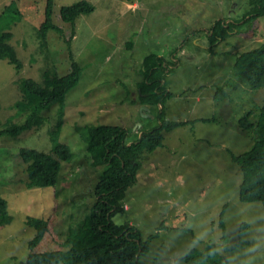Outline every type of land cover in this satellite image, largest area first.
Wrapping results in <instances>:
<instances>
[{"label": "rangeland", "instance_id": "374dc122", "mask_svg": "<svg viewBox=\"0 0 264 264\" xmlns=\"http://www.w3.org/2000/svg\"><path fill=\"white\" fill-rule=\"evenodd\" d=\"M79 1L55 0L54 22L69 30L70 23L59 19L61 8ZM86 1L94 11L78 18L71 47L82 66L80 82L64 102L43 112L40 127L18 137H0V194L13 217L0 229V264L26 259L29 241L36 235L27 224L29 216L45 219L56 208L55 230L64 242L90 215L97 200L94 187L104 167H91L85 156L87 128L119 125L133 142L136 132L159 124L158 109L143 106L139 92L142 61L151 53L163 56L169 67L165 81L172 97L164 103L165 119L187 124L163 131V145L142 155L136 181L122 202L124 210L113 222L129 223L144 240L157 236L141 264H186L181 258L209 241L218 244L229 264H264V207L240 199L243 174L233 159L255 142L254 130L243 131L240 119L253 110L255 122L264 104V88L251 89L234 76L238 56L264 44V17L242 25L253 10V0ZM12 2L23 17L5 30L14 34L11 43L23 68L0 59L1 127L26 121V112L16 107L22 100L23 80L42 84L43 71L52 60L61 75L70 65L61 35L49 33L47 50L39 38L47 0H0V13ZM9 20L4 17L2 25ZM220 20L233 29L212 47L210 35ZM228 81L237 86H228ZM55 130L59 141L69 145L72 159L61 162L56 188H29L27 165L18 163L16 155L22 148L52 154ZM244 222L249 226L240 239ZM46 247L56 248L53 241Z\"/></svg>", "mask_w": 264, "mask_h": 264}, {"label": "trees", "instance_id": "16d2710c", "mask_svg": "<svg viewBox=\"0 0 264 264\" xmlns=\"http://www.w3.org/2000/svg\"><path fill=\"white\" fill-rule=\"evenodd\" d=\"M54 3L55 0H47L45 18L38 34L46 50L49 49L50 32L58 33L64 38L70 53L68 72L61 75L52 60L47 63L43 71L42 84L31 78L23 80L20 83L22 100L16 107L26 112V121L23 124L6 123L3 127L0 124V137H18L26 130L40 127L44 122L43 112L57 103L64 102L67 93L81 80L82 66L71 47L76 37L78 18L93 12L94 6L86 0H81L62 7L59 19L70 23L71 27L67 30L53 20ZM252 3L253 10L242 25L264 17V0H253ZM4 17L10 18V23L6 26L2 25ZM22 17L23 14L16 2L6 6L0 13V59H8L18 70L23 68V63L11 43L14 34L5 29L20 22ZM232 29V26L226 22L218 21L210 35L212 47L219 41L226 40L231 35ZM133 46L131 43L129 47L133 48ZM142 62L140 70L142 79L138 82L142 104L158 109L159 124L142 133V130L136 132L137 136L133 142L128 138L129 131L119 125L103 124L87 128L85 156L89 158L91 167H104L94 187L97 200L90 215L79 228L69 233L64 242L58 240L55 230L56 208L45 219L29 216L27 224L36 230V235L29 241L26 259L16 264H141L140 261L150 252V243L157 237L155 234L144 240L138 229L131 227L129 223L117 225L113 222V217L124 210L122 202L126 198L128 188L136 181L142 155L152 153L163 145L165 138L163 131L173 130L187 122L165 119L164 103L166 99L172 97L165 81V73L169 68L165 65L166 59L159 54L151 53L145 56ZM234 76L251 89L264 88V44L238 56L234 65ZM227 85L237 86L236 82L232 81H228ZM223 90L224 87L220 88L219 92ZM160 105L163 106L161 110L158 107ZM253 114V110L248 111L239 123L243 131L254 130L255 142L249 150L234 156L233 159L243 174L240 199L243 202H260L264 207V104L255 122L251 120ZM202 121L209 120L202 119ZM51 139L54 142L52 154L22 148L16 155L18 163L27 165L26 186L29 188L48 186L56 188L61 162L72 159L69 145L59 141L58 130L52 131ZM223 213L220 226L225 234ZM12 221L8 201L0 194V229L8 226ZM248 226L246 222L240 226V239L246 233ZM50 241L56 246L54 250L46 247ZM238 246L239 243L228 245L227 249ZM181 260L186 264H229L228 258L220 254L218 244L212 241L206 243L202 249L192 248Z\"/></svg>", "mask_w": 264, "mask_h": 264}, {"label": "clouds", "instance_id": "9594fccd", "mask_svg": "<svg viewBox=\"0 0 264 264\" xmlns=\"http://www.w3.org/2000/svg\"><path fill=\"white\" fill-rule=\"evenodd\" d=\"M139 92H140V89H139ZM141 95V94H140ZM143 106H145V105H143Z\"/></svg>", "mask_w": 264, "mask_h": 264}, {"label": "crops", "instance_id": "0c3cea01", "mask_svg": "<svg viewBox=\"0 0 264 264\" xmlns=\"http://www.w3.org/2000/svg\"><path fill=\"white\" fill-rule=\"evenodd\" d=\"M106 46V45H105ZM133 48H134V46H133Z\"/></svg>", "mask_w": 264, "mask_h": 264}, {"label": "water", "instance_id": "95a60500", "mask_svg": "<svg viewBox=\"0 0 264 264\" xmlns=\"http://www.w3.org/2000/svg\"><path fill=\"white\" fill-rule=\"evenodd\" d=\"M144 110H145V108H144Z\"/></svg>", "mask_w": 264, "mask_h": 264}]
</instances>
